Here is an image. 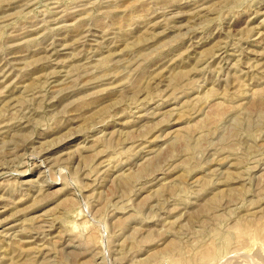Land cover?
Wrapping results in <instances>:
<instances>
[{
    "label": "rangeland",
    "instance_id": "rangeland-1",
    "mask_svg": "<svg viewBox=\"0 0 264 264\" xmlns=\"http://www.w3.org/2000/svg\"><path fill=\"white\" fill-rule=\"evenodd\" d=\"M0 264H264V0H0Z\"/></svg>",
    "mask_w": 264,
    "mask_h": 264
}]
</instances>
